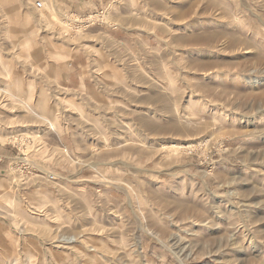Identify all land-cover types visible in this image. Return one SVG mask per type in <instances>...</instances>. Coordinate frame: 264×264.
<instances>
[{
  "label": "rangeland",
  "instance_id": "obj_1",
  "mask_svg": "<svg viewBox=\"0 0 264 264\" xmlns=\"http://www.w3.org/2000/svg\"><path fill=\"white\" fill-rule=\"evenodd\" d=\"M0 264H264V0H0Z\"/></svg>",
  "mask_w": 264,
  "mask_h": 264
},
{
  "label": "bare ground",
  "instance_id": "obj_2",
  "mask_svg": "<svg viewBox=\"0 0 264 264\" xmlns=\"http://www.w3.org/2000/svg\"><path fill=\"white\" fill-rule=\"evenodd\" d=\"M230 44V43H229ZM253 87V86H252ZM198 127H199V125H197ZM198 130V129H197ZM187 133V132H186ZM201 138V137H200ZM204 139V138H203ZM203 139H201V141H199L197 144H195L194 142H188V143H186L185 145H182V144H178V143H172V144H170V147L169 148H171V150H176V151H179V150H181V149H186V150H188V149H192V148H194V147H198V146H201V145H203V144H206L207 143V141H206V139L205 140H203ZM165 145H167V144H165ZM164 147H166V146H164ZM168 148V149H169Z\"/></svg>",
  "mask_w": 264,
  "mask_h": 264
},
{
  "label": "built area",
  "instance_id": "obj_3",
  "mask_svg": "<svg viewBox=\"0 0 264 264\" xmlns=\"http://www.w3.org/2000/svg\"><path fill=\"white\" fill-rule=\"evenodd\" d=\"M37 5H38L39 7H42V6H43V2L38 1Z\"/></svg>",
  "mask_w": 264,
  "mask_h": 264
}]
</instances>
